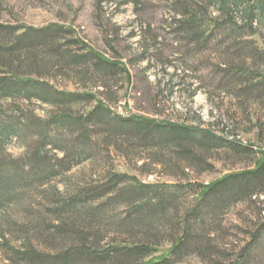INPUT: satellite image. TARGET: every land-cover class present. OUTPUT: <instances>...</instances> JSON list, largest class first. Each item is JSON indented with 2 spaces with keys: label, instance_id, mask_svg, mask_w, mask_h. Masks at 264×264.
I'll return each instance as SVG.
<instances>
[{
  "label": "rangeland",
  "instance_id": "rangeland-1",
  "mask_svg": "<svg viewBox=\"0 0 264 264\" xmlns=\"http://www.w3.org/2000/svg\"><path fill=\"white\" fill-rule=\"evenodd\" d=\"M176 11L174 0H2L0 21L17 28L1 36L3 48L17 45L15 40L28 33L25 40L36 44L33 68L28 60L21 61L19 72L16 65L13 70L0 67V80L6 78L11 87L30 76L54 94H89L93 99L61 104L27 99L16 91L0 96L6 161L21 164L27 173V161L46 141L43 154L57 172L49 181L19 189L0 206V264H13V252L27 248L54 257L83 245L96 250L150 247L143 264L169 257L182 217L197 205L202 186L255 168L264 153V87L229 71L247 64L264 76V29L259 26L251 35L232 28L212 7L200 29L204 34L193 38L172 24ZM218 17L219 22L212 21ZM23 49L22 43L16 47ZM252 51L263 57L252 58ZM99 103L104 119L66 128L51 121L65 113L81 122ZM113 119L186 126L240 147L238 153L206 151L201 166L185 170L174 144L142 147L134 135L109 134L107 124ZM9 126L14 133L7 139L3 131ZM194 136L197 141L200 135ZM82 145L85 158L67 171L61 168L60 160ZM115 176L124 179L108 193L72 202L82 191L102 190ZM141 185L171 196V202L158 210L152 194L135 200L125 196ZM260 204L228 203L207 222L206 233L214 235L220 249L243 246L248 241L243 229L263 221L255 216L264 208ZM80 232L85 239L77 237ZM73 264L92 263L81 258ZM93 264L119 263L107 259ZM167 264L208 262L190 254L171 257Z\"/></svg>",
  "mask_w": 264,
  "mask_h": 264
},
{
  "label": "trees",
  "instance_id": "trees-1",
  "mask_svg": "<svg viewBox=\"0 0 264 264\" xmlns=\"http://www.w3.org/2000/svg\"><path fill=\"white\" fill-rule=\"evenodd\" d=\"M174 4L177 9L175 14L178 19L174 18L172 24H176L175 26L178 30L180 29L186 34H191L193 38H200L204 34L203 31L200 32V29L206 26L207 23L204 16L212 7L219 12L220 16L232 28L245 29L251 35L256 33V28L259 26L264 29V0H174ZM1 7L2 0H0V11ZM219 18H212V21L219 22ZM16 29L0 21V67L13 70L16 65L15 69L19 72L22 64L21 61L23 60L32 62V64L28 63V67L30 68L32 67L31 65H34L33 48L36 43L31 40H25L30 34L28 33L20 35L15 40L17 45L21 43L24 45L22 51H16L17 45L14 44L8 49H4L1 41L3 38L1 36L10 35V31L15 32ZM30 31L37 34L47 32V30L34 29ZM83 47L86 48V46ZM22 52L25 54L26 59H22ZM251 55L252 58L261 56L260 53L254 51L251 52ZM242 66L240 68H231L229 73L234 78L242 77L251 81L257 80L255 87H264V76L259 74L253 67L247 66V64H243ZM28 77L21 80L20 83L12 84V86L17 85L14 88L10 87L9 81L6 78L0 80V96L4 97L5 95H10L11 91H16L17 93H24L27 99L35 98L40 101L61 104L71 101L84 103L93 99V96L89 94H54L46 85L32 81L30 76ZM97 105L89 116L84 120L81 119V122H77L76 119L65 113L54 116L51 121L57 127L66 128L67 125H71L72 123L73 125L81 126L89 121H93L95 117H102L104 119L105 112L103 111L102 103ZM109 123L107 124L109 134L124 132L125 136L134 135L139 144L143 145L142 147H151L157 144H174V148L177 150V159L183 163L182 168L185 170L192 169L194 166H201L202 156L206 151L228 149L238 153L237 149L240 147L239 144H226L222 138L214 136L211 132L194 130L190 127L176 124H156L155 122L144 120L120 119H113ZM13 131L10 126L4 128L3 133L5 134V138L8 139ZM196 133L200 135L197 141H195L194 136ZM81 138L85 139L86 137ZM46 145H48L46 141L43 142L40 146L42 151L40 149L35 152L27 161L29 171L24 173L25 171L21 164L6 161L3 145L0 141V206L4 205L9 199L13 200L19 189L31 187L33 183L49 181L57 175L55 166L43 154V149ZM76 151L60 160V167L65 171L69 170L73 165L78 164L79 160L81 161L87 155L85 146L83 145ZM260 154L262 156L257 161L254 169L237 174H229L211 185L202 186V190L197 197V205L190 213L182 217L180 233L178 238L172 242V249L169 252L170 256L152 258L145 264H167L171 257L172 259H178L190 254L197 255L204 261L207 260L208 264H264V216H262L264 208L259 209L255 215L258 220L263 221L259 222L257 226L251 223L249 228L247 226L243 229V236L248 237V241L244 242L243 246L237 243L230 248L222 246L220 249L216 244L214 235L208 234L205 231L207 222L212 221L218 210L230 202L244 203L248 201L255 206L260 203L264 204L263 201H260V198L264 195V153L261 152ZM123 179V177L115 176L105 184V189L102 188L101 190L97 188L90 192L86 190L82 191L79 196L73 198L72 202L76 203V201L92 199V197L100 195L101 192L108 193ZM145 194H152L157 199L158 210L165 208L171 202V196H163L161 193L158 194L152 187L142 185L131 189L125 196L127 195V198L135 200ZM149 204L146 205L148 206ZM250 226H256V228H250ZM64 229L57 226V231H64ZM84 235L80 232L77 237L82 240L85 239ZM5 243L7 246L8 242L5 241ZM9 250H12V248H9ZM151 251L150 247L139 244L115 245L104 250H96L83 245L79 249H69L61 256L49 257L46 254L27 248L23 251L13 252V264H73L77 259L81 258L92 264L107 259L116 261L119 264H143L140 260L148 256Z\"/></svg>",
  "mask_w": 264,
  "mask_h": 264
}]
</instances>
